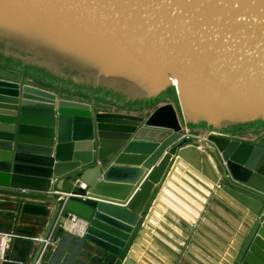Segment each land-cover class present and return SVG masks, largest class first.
I'll use <instances>...</instances> for the list:
<instances>
[{
    "label": "water",
    "instance_id": "95a60500",
    "mask_svg": "<svg viewBox=\"0 0 264 264\" xmlns=\"http://www.w3.org/2000/svg\"><path fill=\"white\" fill-rule=\"evenodd\" d=\"M181 117L225 132L264 121V0H0V195L49 218L31 258L30 239L13 238L8 264H44L69 214L117 264L185 137ZM206 140L225 176L264 193V145ZM164 183L174 193L156 198L195 224L203 205ZM249 249L242 264H264Z\"/></svg>",
    "mask_w": 264,
    "mask_h": 264
},
{
    "label": "rangeland",
    "instance_id": "374dc122",
    "mask_svg": "<svg viewBox=\"0 0 264 264\" xmlns=\"http://www.w3.org/2000/svg\"><path fill=\"white\" fill-rule=\"evenodd\" d=\"M58 96L66 100H76L60 95ZM166 103H173L178 110L175 99H169L160 105ZM90 105L94 112L125 114L95 104ZM154 109L148 111L142 117H148ZM182 125L185 130V137L183 138L182 143L178 146L177 152L184 149L186 152L189 151L194 154V161H190V164L196 165V170L192 171V176L187 177V180L190 181L184 184V186L193 196H197L200 200L205 202V205L201 210V213L203 212L202 221L204 224H200L199 228L193 229V233H191L188 238L183 237V240L181 238L175 239V241L178 242H175V245L180 243L177 247V249H180V252L176 249L175 253H166L167 243H165V241H168L165 237H161L162 240L158 241V243H160L158 246L160 249L163 248V252H165L163 253L162 251H159L160 254H158L154 249L150 248L148 244L149 237H147V243L146 240L145 243L143 242L146 233L143 231L140 235V232H138L142 226L140 221L134 228L130 240L127 242L117 264H123L126 259V264H242L245 262V255L250 251L249 248L251 244L259 247V250L264 253V197L259 198L256 195H250L249 193L242 191L240 194H236L235 192H232L231 189L228 190V186L225 185L226 179H231L228 175L226 178L220 177L216 182V179L213 176L212 179L209 178L211 171L208 172L205 170L210 164L212 165V169L216 168L217 172L221 171L220 166L226 169L225 163H223L219 154H216L212 149L214 146L206 140V135L208 133L215 132L222 136L235 138L243 142L247 141L253 144L264 145V121L252 127L230 130L228 132L214 128L210 129L196 124L193 125L183 121ZM191 148L196 151L198 149L200 153L197 155V153H195L196 151H191ZM196 158L200 159L201 165L200 163H197L198 160ZM170 164H172V159H170ZM199 168L203 169L205 173L198 171L197 169ZM206 173H208V176ZM232 182L237 183L234 180H232ZM207 187H209V189H207ZM183 192L191 198L190 193H187V191L185 192L182 189L180 190L182 196L178 195L176 198H178L180 202L187 204L188 201L186 200L187 198L183 196ZM240 195L246 197L247 195L251 196L250 198H252L253 202L250 200L246 201L244 196L242 197ZM192 199L195 198L192 197ZM254 200L257 202L259 201L260 204L259 202L256 204ZM195 201L198 204H201L199 200L197 201V199H195ZM170 224L173 229L185 227L181 220L180 222L176 221L168 223L169 227ZM197 229L199 230L197 231ZM163 230L165 231V229ZM258 237L259 239H257ZM137 240L138 242L141 241L140 243L143 242L140 249L138 245L137 250L140 252L143 249L144 252H141L142 255L141 253L140 255H137V252H134L133 255L129 256V253L135 246ZM168 244L172 245L171 243ZM143 247L146 248L144 249ZM167 249H169V246ZM253 257L260 261L256 254L253 255ZM246 263L253 264L249 261H246ZM91 264L97 263L94 260Z\"/></svg>",
    "mask_w": 264,
    "mask_h": 264
},
{
    "label": "crops",
    "instance_id": "0c3cea01",
    "mask_svg": "<svg viewBox=\"0 0 264 264\" xmlns=\"http://www.w3.org/2000/svg\"><path fill=\"white\" fill-rule=\"evenodd\" d=\"M191 151H196V150H193L191 148ZM195 153H197L198 155L200 151H198L197 149ZM193 156L194 154H192L191 152L189 151L186 152L184 149H182L180 150V152L178 151L177 153H175V155L171 157L172 164H170L169 162L170 166L166 168L162 176L161 182L157 185L156 188H154V190H152L149 196L150 199L146 207V210L141 215L142 218L140 219V221L142 223L141 224L142 226L138 232H140V235L143 233V231L146 233L143 242L145 243L146 240L147 243L148 241L147 237H149L148 244L150 248L154 249V251L157 252L158 254H160L159 251L163 252L164 250L163 248L160 249L158 246V244H160L158 243V241L159 240L161 241L163 237H165L166 240L168 241L166 242L164 240L165 243H167L166 253H170V252L175 253L177 247L180 245V243L178 245H175V242H177L175 241V239L176 238L182 239L183 237L188 238L191 235V233H193L194 231L193 229L199 228L200 224L202 225L204 224L202 221L203 212L202 213L201 211L199 212L200 216L197 218V222L195 224H190L184 218L177 215L171 208H169L164 201L158 200L156 198L157 195L162 191V188L165 186H166L165 187L166 191H169V193L170 192L174 193L172 188L164 183V181H166L167 179L174 185V187L178 189L180 188L185 192L187 191V193H190L186 189L184 184L190 181L187 180V177L192 176L193 174L192 171L196 170L195 169L196 165L190 164V161L192 162L194 161ZM196 159L198 160L197 163H200V159L198 158ZM220 167H221V171L218 172L216 171V168L212 169L211 164L210 166H207V168L206 167L204 168H206L205 170L208 172L211 171V175L209 176V178L212 179L213 176L217 182V180L220 177L226 178L224 172L225 169L222 168V166ZM197 170L205 173V171H203V169L201 168ZM206 175L208 176V173H206ZM225 185L228 186L227 188L228 190L231 189L232 192H235L236 194H240V192L242 191L249 193L250 195H256L259 198L264 197V193L260 194L239 183H233L231 179H226ZM207 189H209V187H207ZM116 192L122 193L123 190L122 188H120L116 190ZM163 195H165L166 198H169L165 192H163ZM190 195L191 197L197 199V201L199 200L203 206L205 205V202L203 200H200L199 197L193 196L191 193ZM240 196L243 197L244 195H240ZM250 197L251 196L249 195H247V197L244 196L246 201L247 200L252 201V198ZM255 202L257 204L259 201L258 202L255 201ZM22 203L23 200L21 199L14 197L9 198L0 195V232L11 237V239H9V241L6 244L5 249L3 251H0V264H6V263L8 264V261H6V257L12 254L11 247L14 237H21L27 240L30 239L32 243L31 254H30V258H31L35 249L38 247L40 239L43 237V233L49 221L48 217H39L31 214L28 215L23 214L21 212ZM45 204L50 211L53 209V206L50 202H46ZM70 217L71 215L69 214V221L65 225H62L61 228L58 227L57 229L54 230L52 234L53 235L52 238L50 239L48 245L43 251L44 252L42 257L43 263L44 264H91L92 261L95 260L97 264H107L112 257L106 251L101 250L98 247H95L91 243L83 240L82 238L83 236L82 233L84 232L87 222L81 219L80 217H78L79 220H77L76 222H72ZM180 220L183 221L185 227H181L180 229H173L171 224L170 227L168 226V223H172L176 221L180 222ZM163 229H165V231ZM198 230L199 229H197V231ZM138 240L136 241L137 243L135 242V246L131 249L129 256L133 255L134 252H137V255H140L141 252H144L143 249L140 252L137 250L138 245H139V249L143 245V242L140 243L141 241L138 242ZM168 243H171L172 245ZM168 246L169 249H167ZM23 247L24 244H21L18 249L22 250ZM143 248L145 249L146 247ZM178 250L180 252V249H177V251ZM126 262L127 259L124 260L123 264H126Z\"/></svg>",
    "mask_w": 264,
    "mask_h": 264
},
{
    "label": "built area",
    "instance_id": "2783aa9c",
    "mask_svg": "<svg viewBox=\"0 0 264 264\" xmlns=\"http://www.w3.org/2000/svg\"><path fill=\"white\" fill-rule=\"evenodd\" d=\"M84 187H86L85 185H83ZM65 198L62 197L60 200H64ZM71 221L72 222H76L77 220H79L78 217L71 215ZM9 239H11L10 236L5 235L4 233L0 232V251H3L6 247L7 242L9 241Z\"/></svg>",
    "mask_w": 264,
    "mask_h": 264
},
{
    "label": "bare ground",
    "instance_id": "6f19581e",
    "mask_svg": "<svg viewBox=\"0 0 264 264\" xmlns=\"http://www.w3.org/2000/svg\"><path fill=\"white\" fill-rule=\"evenodd\" d=\"M192 198V197H191ZM193 200H195V199H193ZM189 205H191V206H193L192 204H189ZM183 209V208H182ZM186 211V210H185ZM187 212V211H186ZM188 213V212H187ZM189 214V213H188Z\"/></svg>",
    "mask_w": 264,
    "mask_h": 264
}]
</instances>
